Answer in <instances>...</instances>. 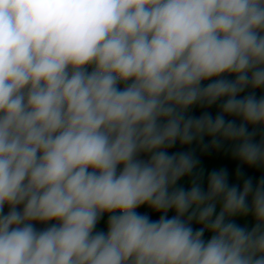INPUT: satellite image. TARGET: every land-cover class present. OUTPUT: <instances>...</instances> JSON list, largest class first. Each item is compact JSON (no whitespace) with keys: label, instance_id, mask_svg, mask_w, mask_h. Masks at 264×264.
Listing matches in <instances>:
<instances>
[{"label":"clouds","instance_id":"clouds-1","mask_svg":"<svg viewBox=\"0 0 264 264\" xmlns=\"http://www.w3.org/2000/svg\"><path fill=\"white\" fill-rule=\"evenodd\" d=\"M256 89L264 0H0V264H264V178L169 154L264 168Z\"/></svg>","mask_w":264,"mask_h":264},{"label":"trees","instance_id":"trees-1","mask_svg":"<svg viewBox=\"0 0 264 264\" xmlns=\"http://www.w3.org/2000/svg\"><path fill=\"white\" fill-rule=\"evenodd\" d=\"M91 70V69H89ZM228 79H234L233 76H227ZM215 79V78H213ZM212 80L203 81L202 84L207 85L208 83H211ZM251 89H246L244 93H241V96L247 95ZM255 95L257 98L264 95V89H256ZM222 101H217L216 104L210 106V107H200V106H194L191 109L188 110L187 115L199 117L203 115L205 112L210 113L213 117H215L219 111H220V104ZM226 119H234L233 117H226ZM236 123L239 124L240 120L236 119ZM249 131H252L251 126L249 127ZM259 132V130H258ZM264 135V132H259L256 139L259 141L260 136ZM211 138L205 137L204 143H210ZM231 145L228 143H225L223 148L217 150V149H209L207 151H202L201 146L197 144V142H193L191 145L181 146L179 142L177 144L169 149V154L177 153V152H184L189 150H194V154L197 159L200 161L199 167H202L204 169V175L202 177V187L206 190L207 188V176L208 173L212 170H219V169H225L228 173V183L229 185H238V187L242 190L243 187V181L244 179L251 178L253 185L255 186L262 178H264V168L262 167H249L247 165L241 164L238 160L232 158L231 156ZM237 168H240L241 172L243 173V176L240 177L239 180L236 178V170ZM191 179L192 177H183L181 180L177 182L178 187H183L185 190L190 189L191 187ZM249 204H251V197H249ZM162 213H156L152 209L148 207L147 215L152 220H158L160 215ZM250 217L254 221V218L252 217L251 213ZM174 211L170 210L167 214L168 218H171L174 216ZM193 229L195 228L194 222L191 225Z\"/></svg>","mask_w":264,"mask_h":264},{"label":"rangeland","instance_id":"rangeland-1","mask_svg":"<svg viewBox=\"0 0 264 264\" xmlns=\"http://www.w3.org/2000/svg\"><path fill=\"white\" fill-rule=\"evenodd\" d=\"M121 87H123V85H121ZM142 159H147L146 156H142ZM136 211L140 214H147L148 212V207L147 206H141L138 209H136ZM219 212V207L217 208V212L216 214H218ZM108 217L109 214H104L101 218V220L98 222L95 231H103V232H107V221H108ZM235 223H237L238 225H240L241 227H246L249 231L252 229V227L254 226V221L251 219L250 214L245 216V217H233L231 218ZM195 228L194 230H198L201 225L195 223ZM205 240L210 239L211 238V233L209 232H205V235L203 237Z\"/></svg>","mask_w":264,"mask_h":264},{"label":"crops","instance_id":"crops-1","mask_svg":"<svg viewBox=\"0 0 264 264\" xmlns=\"http://www.w3.org/2000/svg\"><path fill=\"white\" fill-rule=\"evenodd\" d=\"M18 207V210H21L23 209V205H19L17 206ZM9 206L8 205H5L4 207V213L6 214L8 211H9ZM51 223H55V221H51V222H48V223H40V222H33L34 226L38 229V230H42L48 226H50Z\"/></svg>","mask_w":264,"mask_h":264}]
</instances>
